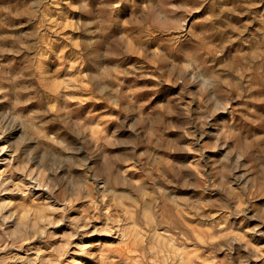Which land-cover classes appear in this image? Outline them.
Returning <instances> with one entry per match:
<instances>
[{
  "label": "rangeland",
  "instance_id": "374dc122",
  "mask_svg": "<svg viewBox=\"0 0 264 264\" xmlns=\"http://www.w3.org/2000/svg\"><path fill=\"white\" fill-rule=\"evenodd\" d=\"M0 264H264V0H0Z\"/></svg>",
  "mask_w": 264,
  "mask_h": 264
},
{
  "label": "clouds",
  "instance_id": "9594fccd",
  "mask_svg": "<svg viewBox=\"0 0 264 264\" xmlns=\"http://www.w3.org/2000/svg\"><path fill=\"white\" fill-rule=\"evenodd\" d=\"M159 15V14H158ZM192 82L193 83H197L199 82L200 83V88L202 91H205L207 92L208 90L210 89H214L216 87V83L214 81V79L212 77H205V76H202V75H196L194 74L192 76ZM106 89L104 88H101V92L105 91ZM213 101H215L218 105H219V101L216 100V97L215 96H212L211 98ZM41 164H44V160L42 159L40 161Z\"/></svg>",
  "mask_w": 264,
  "mask_h": 264
}]
</instances>
